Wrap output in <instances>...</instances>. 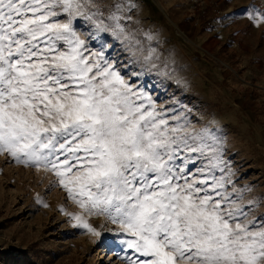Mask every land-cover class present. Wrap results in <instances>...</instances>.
I'll use <instances>...</instances> for the list:
<instances>
[{"label":"snow or ice","instance_id":"obj_1","mask_svg":"<svg viewBox=\"0 0 264 264\" xmlns=\"http://www.w3.org/2000/svg\"><path fill=\"white\" fill-rule=\"evenodd\" d=\"M134 7L117 0L105 17L94 0H0V154L52 172L84 213L117 225L125 264H264V217L249 218L227 191L218 137L158 111L146 85L129 82L142 73L111 59L102 33L156 67V50L145 55L122 23Z\"/></svg>","mask_w":264,"mask_h":264},{"label":"rangeland","instance_id":"obj_2","mask_svg":"<svg viewBox=\"0 0 264 264\" xmlns=\"http://www.w3.org/2000/svg\"><path fill=\"white\" fill-rule=\"evenodd\" d=\"M115 2L94 0L105 17ZM132 3L124 12L131 19L122 23L142 41L145 55L149 47L156 50V67L146 70L142 55L133 57L119 39L102 33L111 59L123 74L142 73L129 82L146 85L158 111L169 118L183 114L190 130L206 127L218 137L233 173L227 191L242 195L237 203L249 218L264 217V23L254 26L244 11L264 13V0ZM72 215L83 216L102 236L74 227ZM116 230L105 217L84 213L52 172L0 154V264H125Z\"/></svg>","mask_w":264,"mask_h":264},{"label":"bare ground","instance_id":"obj_3","mask_svg":"<svg viewBox=\"0 0 264 264\" xmlns=\"http://www.w3.org/2000/svg\"><path fill=\"white\" fill-rule=\"evenodd\" d=\"M180 36H182V33H181V35Z\"/></svg>","mask_w":264,"mask_h":264}]
</instances>
